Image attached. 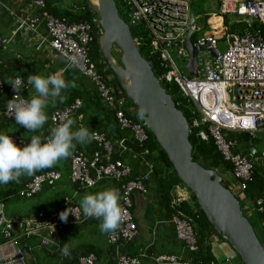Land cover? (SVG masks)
<instances>
[{
    "label": "built area",
    "instance_id": "built-area-1",
    "mask_svg": "<svg viewBox=\"0 0 264 264\" xmlns=\"http://www.w3.org/2000/svg\"><path fill=\"white\" fill-rule=\"evenodd\" d=\"M217 1L219 10L206 15L208 29L203 33L193 24L194 15L188 0H118V3L126 19L125 23L135 30L134 36H131L134 44H144L147 55L154 58L158 72L156 78L160 83L167 82L176 86L178 94L189 104L190 112L196 114L190 117V127L200 139L207 140L210 137L222 158L230 162V177L236 183L230 182L229 185L240 191L251 178L253 164L239 151L235 152L237 142L229 134L246 132L253 139L255 132L264 133V0ZM33 5L36 13L24 17L21 24L31 33H36L39 26H42L48 36L50 50L61 57L67 66H70L72 57H77L79 66L73 68L90 81L101 104L113 111L119 127L129 129L133 140L142 145L146 140L143 125L123 113L114 89L102 80L88 58L87 51L93 38L91 23L87 20L67 21L63 16L53 15L44 9L43 0H33ZM191 15L192 21L189 20ZM226 15L233 17L226 21ZM94 23L99 30L97 23ZM187 30L190 31L195 76L182 75L170 55V51L175 52V57H181L183 52L186 54ZM219 43H222L221 49L218 48ZM215 49L216 54L213 53ZM16 78L13 76L7 85V102L17 95L11 85ZM3 90L0 80V95ZM19 95L25 98L22 90ZM7 102L0 107V115L14 118L7 110ZM80 107L81 100L75 98L62 108L52 110L48 115L51 129L72 115L81 121L82 114L78 111ZM92 132L97 134L93 141L101 146L102 152L93 150L86 153L75 149L69 157V181L79 187H91L104 176L118 182L119 203L126 209V215L114 232L106 234V242L113 250L112 258L106 264H139L136 255L120 251L119 246L128 243L137 232L131 211L132 194L145 193L147 175L131 177L130 167L126 163L120 158L110 159L113 143L106 138L105 133ZM7 135L19 147L30 143V140L20 135ZM48 136L44 135L42 139ZM124 142L125 138L120 137L114 144L119 150H125ZM147 153L148 150L143 148L139 154L143 156ZM150 171L151 165L148 164L147 173ZM58 178L59 172L54 170L36 173L17 189L16 194L18 197L29 198L40 190L43 182ZM69 203L68 213L72 219L77 220L78 209L72 205L71 200ZM254 204L258 211H262L264 194L256 198ZM2 208L0 201V264H26V255L33 248L29 241L32 235L40 231L51 234L61 230L60 223L53 220H25L20 233L14 234L6 226L10 221L4 218ZM171 219L177 238L183 241L185 247L193 250L195 239L190 223L178 215H172ZM48 237L40 236L39 247L53 243ZM235 258L236 255L232 253L226 260L229 264H237ZM94 260V255L88 253L78 256L77 264H94ZM152 260L157 264H191L175 254H159Z\"/></svg>",
    "mask_w": 264,
    "mask_h": 264
},
{
    "label": "crops",
    "instance_id": "crops-1",
    "mask_svg": "<svg viewBox=\"0 0 264 264\" xmlns=\"http://www.w3.org/2000/svg\"><path fill=\"white\" fill-rule=\"evenodd\" d=\"M75 3V1L71 0H56L54 5L59 10L75 12L76 9L80 8V4L76 3V5ZM72 6H74V8H72ZM34 13H36V8L33 5V0H0V80L4 86V90L0 95V107L8 100L9 92L7 90V85L13 76L21 77L24 80V89H22V91L26 99L34 94V89L27 85V77L35 74L47 77L48 75L62 73L65 80L72 79V81L82 83L87 89H90V87L94 89L87 78L82 76L73 67L67 66L61 57L50 50L47 41L48 36L42 26H39L36 33H31L21 24V20L24 17ZM64 105L66 104L62 106ZM52 107L53 106H49L46 109L47 116L55 109H52ZM83 109L84 111L80 110L79 112L82 114V120L86 119V122H84L86 124L82 123V120L78 121L75 116L72 115L70 118L76 121L73 130H76L80 126H84L88 128L90 132L94 130L99 131L93 128L94 124H92V122H95V111L86 104H84ZM50 128L51 126L47 120L42 129L37 132H28L22 125L14 126L4 120L0 115V134H5V131H8L9 133L7 134H17L30 140L33 135H41V137L49 135L48 132ZM234 134L240 139V143L237 142L238 145L236 147L238 151L246 156V158L252 162L253 166L255 165V167L258 168L257 172L259 175L264 176L263 156H252L253 159H251L247 147H245L246 149L240 147V145L244 146V142L247 143L244 133H232L233 136ZM106 138L113 143L112 150L114 149L117 156L130 167L131 177L142 174L147 175L145 193L134 192L132 194L131 211L137 232L134 238L128 243L121 244L119 250L123 251L122 249H124L128 253L136 255L139 264H157L152 259L159 254H175L184 259L188 256L186 247L183 241L177 238L172 219H170L168 214L164 211V206L159 203V189L155 176L151 171L147 173L149 163L145 160L144 156L132 151L128 147H126L125 150H119L114 144V141L118 138ZM75 149L90 153V151H92L90 150L92 149V145H90V143L86 145L77 144ZM257 151H264V144L262 145V149ZM68 169L69 158L59 161L51 168H46V170L59 172V178L55 181H45L41 184L40 190L29 197H35L29 210L24 211L22 214L16 212L12 214L11 217L6 218V220L10 221L9 225L14 227L18 233H20L25 220H30L32 222L39 219L53 220L61 225V230L57 232L48 234L46 231H40L29 238L33 248L26 255V260H29L27 264H33V262H31L32 259L33 261L35 260V262L37 260L38 264H63L61 260V255H63L61 252L62 248H59L58 240L54 235L62 231L65 225L72 223L80 224L81 226L77 233L73 232L72 235H68L70 239L67 243L70 248H75L79 251L83 250L86 246H95L98 248L97 251L99 250L98 256L93 252L85 253H92L94 255V264H106L107 261L112 258L113 253L108 250L110 244L106 242L107 233H102L100 231L101 221L95 218L85 219L79 205L84 195L95 194L108 188L119 190V184L116 180L104 176L91 187H79L76 183L69 181ZM30 177L31 176L27 175L21 176L20 182L17 184V189H19ZM223 180H225V178H223ZM178 191H181L184 197H182L180 195L181 193ZM41 194L43 196L42 198H40ZM179 195L181 198H178ZM237 195L243 200L241 208L245 210L246 215L250 214L251 216L250 212L252 206H255L254 201L243 198L240 192L237 193ZM188 198V193L178 184L171 191L170 203L172 205L173 202L183 199L187 200ZM69 200H71L72 205H75L78 209L79 218L77 220L72 219L68 213ZM62 212L68 214L66 220H61L60 214ZM48 235V238L53 243L48 246L39 247L40 244H38V239L40 236L47 237ZM209 246L216 260L214 264L230 263L226 260V257L234 251L226 241L212 235L210 237ZM38 248H42L40 251H43L39 256L40 258L36 257L35 251H39ZM53 251L56 253L60 252V255L57 254L59 258L48 256ZM235 261L237 264H240L237 256Z\"/></svg>",
    "mask_w": 264,
    "mask_h": 264
},
{
    "label": "trees",
    "instance_id": "trees-1",
    "mask_svg": "<svg viewBox=\"0 0 264 264\" xmlns=\"http://www.w3.org/2000/svg\"><path fill=\"white\" fill-rule=\"evenodd\" d=\"M43 1H44V9L53 15L63 16L67 21L87 20L91 23L93 38L89 44V48L87 51L88 58L90 62L93 63L94 70L101 76L102 80L107 85L111 86L114 89V92L116 94V100L120 101L123 113L132 121L141 123V119L138 118V114L140 113V111L134 109L135 111L133 112L132 111L133 109L129 108L131 106L129 100L126 98L125 94L121 91L115 75L113 74L111 69L107 66L106 62L103 60V57L101 56L99 46L97 43L99 30L96 29L95 23L92 21V15L88 11V8L85 7L83 0H74L76 3L80 4V8L77 12H71L68 10H59L54 5L56 0H43ZM114 4L116 6L118 16L124 22H126L124 15L121 16L119 14L118 11L119 6L116 4L115 0H114ZM226 21L228 20L226 19ZM129 31L131 36H134L135 30L133 29V27H129ZM190 39L192 40V36L190 37ZM136 48L140 53V55L147 60L149 65H151L153 74L157 76L158 72L156 70L155 60L154 58L147 55L148 52L147 47L144 44H141L136 46ZM110 53H111V57L117 62L119 60V51L115 47H112ZM109 74H111V77H107V75ZM66 81L74 82L75 87L70 86L65 92H63V94L66 95L67 99L65 100L64 103L57 102L55 106L52 107V109L53 108L60 109L62 108L63 104H68L73 99L79 98L82 101V106L78 109V111L80 110L84 111L83 109L84 104L88 105L89 108L95 111V122H92V124H94L93 128L99 131H103L105 133V136L108 138L112 137L117 139L120 137H124L125 138L124 144L126 145V147H128L129 149H131L136 153H140L143 148H146L148 150V153L144 154L143 156L145 160L151 165L152 174L155 176L157 187L159 189V203H161V205L164 206V211L168 214V217L170 219L172 215H178L179 217H184V219L187 222H189L193 228L195 248L193 250H189L186 247V253L188 254V256L185 257L183 260H187L191 264H214V262L216 263V260L210 251V246H209L210 237L212 235H215L218 239H221L223 241L225 240L222 239L210 226L205 215L198 207L194 195L191 192L187 200L183 199L171 205L170 199H171L172 189L178 184L182 186L185 185L176 176V172L173 169L172 164L168 160L164 151L160 148L159 144L155 141L152 133L143 126L146 132V140L143 142L142 145H139L133 140L132 134L129 131V129L119 127V125L117 124L114 118L113 111L106 109L101 104L99 98L97 97L95 89H93L92 87H90V89H87L82 83L72 81V79H68ZM160 84L165 90V92L170 95L174 103V106L182 112L183 116L185 117L189 125L190 134L188 136V142L191 145V159L196 161L199 165H201L204 168L214 169L217 172V174L221 177V181H220L221 184L230 190V186H229L230 182L232 184H235L231 180L232 177H230V171H231L230 162L222 158V156L217 151L210 137H208L207 140H202L195 135L194 129L190 127V117L194 116V112L193 113L190 112L189 104L186 102L184 98H182L178 94L176 86L172 83H167V82H161ZM22 95H24L23 91H22ZM2 118L7 122L13 124L14 126H19L18 124H16L14 118H5L3 116ZM84 122H86V119L82 120V123ZM50 130L48 134H50ZM7 133L9 132L5 131V134ZM230 137L234 138L232 136ZM242 139L245 140L244 138ZM90 145H92V149L90 150L92 151L99 150L102 152L101 146H98L96 142H94L93 140L91 141ZM246 145L247 143L244 142L245 147H247ZM234 150L235 152L238 151L237 148H235ZM116 158H120V157L117 156L116 151L113 149L110 152V159L113 160ZM257 170L258 168H256L254 165L251 178L246 182L245 188L240 190L241 196L251 201H254L256 198L261 197L264 194V176L259 175ZM223 178H225L224 181ZM10 183L11 182H9L6 185H0V200H2L3 202L7 201L9 198L16 197L15 192L17 187H12ZM235 198L238 200L242 215L245 216L249 221L258 241L264 244V209L262 211H258L253 205L252 210L250 212L251 216H253V221H251L249 219L250 214L249 215L244 214L245 210L241 208L238 195L235 196ZM80 226H81L80 224H74V223L67 224L62 228V231L54 235V237L58 240L59 248H63L65 244L69 246V244L67 243L70 239L68 235H72L73 232L77 233ZM38 249L39 251H35L36 257H39L43 252L40 251L42 248H38ZM97 249L98 248H96L95 246H86L83 250L78 251L75 248L69 247L70 255L69 256L61 255L62 257L61 256L60 257L63 264H77L78 255L85 254L87 252H93L96 256H98L99 250L97 251ZM108 250H110L111 253H113L111 245H109ZM122 250L124 252H127L124 249ZM57 254L60 255V252L56 253L55 251H53L48 256L52 258L53 257L59 258ZM235 255L237 256V259L240 261V264H243L240 258L238 257V255L236 253ZM31 262H33V264H38L37 260L35 262V260L33 261L32 259ZM107 262H109V260ZM26 264H27V260H26Z\"/></svg>",
    "mask_w": 264,
    "mask_h": 264
},
{
    "label": "water",
    "instance_id": "water-1",
    "mask_svg": "<svg viewBox=\"0 0 264 264\" xmlns=\"http://www.w3.org/2000/svg\"><path fill=\"white\" fill-rule=\"evenodd\" d=\"M83 0L99 27L97 43L103 60L115 75L131 107L143 111L141 124L153 135L166 154L176 176L194 195L198 207L210 226L238 255L243 264H264V244L259 242L252 226L239 207L234 194L221 184L212 168H204L191 159L188 142L190 128L182 112L174 106L168 93L153 74L152 67L138 52L128 25L118 16L114 0ZM90 6V7H89ZM192 21V15L190 16ZM185 34L186 72L195 76L193 49ZM119 51V60L111 57V48ZM217 53V49L213 50ZM251 156H264L253 147L244 132ZM15 234L14 227L6 225Z\"/></svg>",
    "mask_w": 264,
    "mask_h": 264
},
{
    "label": "clouds",
    "instance_id": "clouds-1",
    "mask_svg": "<svg viewBox=\"0 0 264 264\" xmlns=\"http://www.w3.org/2000/svg\"><path fill=\"white\" fill-rule=\"evenodd\" d=\"M78 66L79 59L72 57L70 67ZM11 85L17 95L7 102V110L14 115L16 124L22 125L28 132L42 129L48 120L46 109L55 106L57 102L64 103L67 97L63 92L70 86L75 87V83L67 82L62 73L47 77L29 75L27 85L34 89V94L27 99L19 95L24 89V80L21 77H17ZM143 116L141 111L138 118ZM75 124L73 118H67L53 127L47 138L33 135L30 143L24 147L17 146L9 135L0 134V184L6 185L11 181L19 183L21 176H33L37 171L51 168L59 161L69 158L77 144L86 145L95 139L97 134L84 126L73 130ZM119 201V190L108 188L84 195L79 207L85 219L100 220V231L108 233L114 232L125 219L126 209L121 207ZM67 216L65 212L60 214L61 220H66ZM61 252L64 256H69V246L65 244Z\"/></svg>",
    "mask_w": 264,
    "mask_h": 264
},
{
    "label": "rangeland",
    "instance_id": "rangeland-1",
    "mask_svg": "<svg viewBox=\"0 0 264 264\" xmlns=\"http://www.w3.org/2000/svg\"><path fill=\"white\" fill-rule=\"evenodd\" d=\"M71 1H74V0H71ZM115 1H116V4L119 6V8H118L119 9L118 10L119 11V14L121 16H123V14H122V8L120 7V4L118 3V0H115ZM188 4H189V7H190L191 12L194 15V20H193L194 26L199 29V32L200 33H203V31H207L208 25L206 24V15H208L209 13H212V12H215V13L218 12V10H219V3H218V1L217 0H188ZM78 9H76L75 12H77ZM232 17H233L232 15H226V19L227 20L232 19ZM215 19L216 20H219V18H215ZM218 48L219 49L222 48V43H219L218 44ZM170 55H171V57H172V59L174 61V64L176 65L178 71H180L182 75L188 76L186 70L184 69V63H185V59H186L185 52H183V54L181 55V57H175V52H172V51H170ZM107 77H111V74L107 75ZM131 109H133V108L131 107ZM132 111L134 112L135 110L133 109ZM229 136L234 137L235 140H236V142L240 143V139L237 138L235 136V134L233 136L232 133H230ZM252 142H253V146H254V148L256 150L262 149V145L264 144V133L255 132V135L253 137ZM238 143H237V145H238ZM240 147L243 148V149H245V146H243V145H240ZM262 158H264V156ZM251 159H253L252 156H251ZM231 180L233 181V183H236L235 179L232 178ZM17 184L18 183L15 182V181H11V183H10V185L12 187H17ZM0 185H3V184H0ZM229 186H230L231 192L235 196H237V193H239L240 191L236 190L234 188V186H231V185H229ZM180 187H182V189L184 191H186L188 193V195H190L189 190L185 186L180 185ZM16 191H17V188H16ZM178 192L181 193V191H178ZM180 195L182 197H184L182 195V193ZM180 195L178 196V198H181ZM15 196L16 197L9 198L5 202H3L2 200H0L2 202V204H3L2 212H3V216H4L5 219L8 218V217H11L12 214H14L16 212L19 213V214H22L24 211L29 210V208L32 206V203H33L34 198H35V197H32V198H21V197H18L17 196L16 192H15ZM42 197L43 196L41 194L40 195V198H42ZM238 199H239L240 205L242 206V203H243L242 198H239V196H238ZM244 214L246 215L245 212H244ZM249 219L251 221H253V216H249ZM28 261H27V263H28Z\"/></svg>",
    "mask_w": 264,
    "mask_h": 264
},
{
    "label": "bare ground",
    "instance_id": "bare-ground-1",
    "mask_svg": "<svg viewBox=\"0 0 264 264\" xmlns=\"http://www.w3.org/2000/svg\"><path fill=\"white\" fill-rule=\"evenodd\" d=\"M93 3H96L95 0H91Z\"/></svg>",
    "mask_w": 264,
    "mask_h": 264
}]
</instances>
